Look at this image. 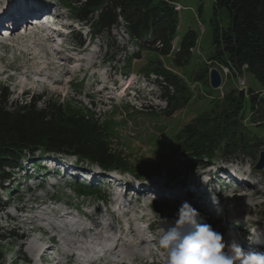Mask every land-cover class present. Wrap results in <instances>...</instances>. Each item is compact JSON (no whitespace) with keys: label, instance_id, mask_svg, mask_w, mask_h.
Segmentation results:
<instances>
[{"label":"rangeland","instance_id":"obj_1","mask_svg":"<svg viewBox=\"0 0 264 264\" xmlns=\"http://www.w3.org/2000/svg\"><path fill=\"white\" fill-rule=\"evenodd\" d=\"M9 1L14 0H0V9L5 8ZM19 1L31 2L32 0ZM39 1L52 5L60 18V24L71 34L57 38L58 43L62 42L61 45L51 43L55 51L48 43L42 45L35 42L31 45L29 40L22 39L23 35H13L4 41L0 45V90L3 89L4 93L6 91L9 93L10 101L23 103L28 102L32 97L44 96L46 101L54 102L62 107L59 115L66 120L86 116L96 121L98 127L107 134L110 153L125 159L131 165L130 168L137 166V171L146 178L154 175L155 167L162 166L164 169L165 166L171 172L169 177L171 180L176 178V182L181 181L179 176L186 175L187 169L182 166V163L176 162L182 160L183 155L177 153L174 157H170L168 153L170 150L175 152L176 148L173 150L169 145L176 147L178 138L181 141L186 138V135L182 133L184 125L194 123L195 127L200 126L196 123L198 118L212 120L207 122L210 124L207 125L209 129V126L213 125V119L224 109L226 96L242 90L237 79L231 77L227 81L224 80L219 90L209 86V72L212 69L219 70V67L223 66L218 62L219 60L216 61L213 58L217 49L213 42L214 27L226 28L227 13L224 10L215 12L214 0H172L178 13V25L170 53L163 56L152 49L139 50L137 44L124 33L121 25L99 36L97 29L94 30L89 24L78 23L74 20L76 18L71 11L67 13L62 6L66 1L78 7L80 3H84V0ZM57 7L62 8L57 9ZM189 30L194 31L197 37L195 45L189 49L190 59L182 63L180 58L182 64L175 63V55L179 52L181 40ZM91 32L93 34L95 32L98 36L95 35L97 38L93 36L94 41L91 40L86 48L87 33ZM78 38L84 42L82 48L77 46ZM157 48L162 49V46L157 43ZM69 57H74L80 62L74 60L68 64L66 61ZM129 78L136 82L133 84L136 89L130 91L128 95L125 93V96L121 98L120 86L123 83L121 80L125 81ZM244 78L247 87H260L251 74L247 73ZM38 105L42 107L41 103ZM248 111L247 104L246 115ZM245 121L248 119L246 118ZM255 121L264 123V118H255ZM247 124L248 127L245 129L250 133L245 134L244 140L250 147L246 149V154L240 161L237 159L224 163L227 167L243 169L246 167L245 161L255 162V158L264 152V124L259 126L257 123L254 126L251 122ZM219 153L221 152L217 154ZM45 158L46 156L42 157V159ZM57 163L52 164L58 166ZM83 167L86 168L85 165ZM93 169L96 170V168ZM12 174L11 177L18 180L24 174L30 173L16 171ZM160 175L163 176L165 173L162 172ZM250 175L252 178L248 177L247 183L224 188L222 195L225 198L221 201H226L229 207L228 215L231 212L235 214L233 218L228 216L227 224H233L232 228L234 225L236 227L238 224L234 222L238 219L242 228L250 232L254 230L251 239L256 240L257 243L256 235L260 234L264 237V171L250 173ZM42 176L38 180L28 182L26 189L22 186L14 190L16 192L12 193L13 196L8 194L10 200L7 210L12 221L5 218L7 212L1 209L0 228L6 233H13L14 236V238L0 241L1 264H58V261H61L60 264H78L79 261L74 257H69L65 261L55 253L58 251L66 255L62 249L59 250L65 243L59 240L61 234L57 232L58 230L50 232L49 223L52 218L49 217V213H41L39 210L41 204H46L48 209L63 208L66 205L71 210L77 209L78 212L86 214H91L94 208L101 205V202L107 205V208L110 207L111 191L99 188L94 190L93 194H84L85 192H81L71 180L58 181L57 186L51 187L47 179V182L42 180ZM77 178L79 180V176ZM236 188H241L238 194H234ZM0 196L4 198V192L0 193ZM53 200L57 203L54 206L48 203ZM140 202L138 200V203ZM50 213L55 214L53 211ZM136 214L144 215L143 211H136ZM100 215L103 217L102 212ZM170 215L172 211H169L168 207L159 208V212L152 214V217L148 216L149 220L154 218L155 231L145 232V225L137 223L130 211L125 218L128 219L134 233L131 234L129 229L124 232L118 245L119 250L112 254L115 256L112 259L116 262L111 264H165V255L153 245L159 237V225L162 219H168ZM113 217L117 222L116 227L119 228L115 230L111 226L108 227L110 230L114 229V235L118 237L120 230H126V224L122 225L119 222L120 219H124L123 216L120 217L114 213ZM96 218H99V215L91 219L94 221ZM39 219L41 222L45 221L44 224L39 225ZM91 219L88 220L91 221ZM33 222L37 223L36 227L39 225L38 227L49 231L47 236L33 233L31 230L33 227L30 225ZM225 224L226 222L221 221L216 226L215 224L211 226L220 232ZM74 226L77 228L76 225ZM75 230L77 232V229ZM141 231L145 234V240L142 239ZM106 233L104 231L103 235ZM71 234L66 235L73 241ZM49 239L52 242L58 240L59 242L57 245L54 243L49 245L51 243ZM259 240L264 242V238ZM31 242L41 245L37 254L30 252ZM131 242L139 243L138 245L145 243L146 250L140 252V248H132L125 251L126 245ZM48 246L51 247L50 251L40 256Z\"/></svg>","mask_w":264,"mask_h":264},{"label":"trees","instance_id":"obj_2","mask_svg":"<svg viewBox=\"0 0 264 264\" xmlns=\"http://www.w3.org/2000/svg\"><path fill=\"white\" fill-rule=\"evenodd\" d=\"M67 3L65 1L64 6L79 22L89 24L99 34L122 25L140 50L152 49L163 56L170 53L178 25V13L172 0H84L78 7ZM223 10L227 13L228 24L225 29L214 27L213 42L217 49L213 58L237 70L246 65L248 73L264 89V0H214V11ZM196 38L191 30L183 36L175 63L190 59L189 49L195 45ZM157 43L162 49L157 48ZM253 92L227 95L224 109L213 119L210 130L207 122L212 120L208 118H198V127L194 123L185 125L182 133L186 138L182 141L178 138L176 147L169 145L176 150L168 154L174 157L181 153L187 167H196L204 164V160L210 161L218 152L222 157L243 153L250 147L244 140L245 134L250 133L244 124L246 105L253 118H264V97L259 98ZM9 98V93L1 89L0 193L6 191L4 186L12 181L10 174L17 163L25 158L34 159L37 153L74 155L79 163L93 164L102 170L139 173L137 166L130 168L125 159L110 153L107 134L96 121L86 116L63 119L59 115L62 107L46 101L44 96L32 97L24 103ZM78 189L93 193L81 186ZM4 207L0 198V212ZM9 238H14L13 233L0 228V241Z\"/></svg>","mask_w":264,"mask_h":264},{"label":"clouds","instance_id":"obj_3","mask_svg":"<svg viewBox=\"0 0 264 264\" xmlns=\"http://www.w3.org/2000/svg\"><path fill=\"white\" fill-rule=\"evenodd\" d=\"M159 233L153 247L165 255V264H264V251L246 249L235 238L225 240L188 202L174 218L162 219Z\"/></svg>","mask_w":264,"mask_h":264},{"label":"bare ground","instance_id":"obj_4","mask_svg":"<svg viewBox=\"0 0 264 264\" xmlns=\"http://www.w3.org/2000/svg\"><path fill=\"white\" fill-rule=\"evenodd\" d=\"M22 3H24V1L22 2ZM30 3H33V1H31ZM33 7V4H30V5H27V6H25L26 8H29L28 9V11ZM24 7V8H25ZM19 10H21V9H19ZM6 13V12H5ZM4 13V14H5ZM11 36V35H10ZM45 39V37H41V38H39L38 40H40V41H44V39ZM53 39H51V41H49L50 43L52 42V43H55V41H52ZM47 41V40H46ZM33 43H35V42H33ZM46 44V43H45ZM42 45H43V43H42ZM226 71V73L228 72V70L227 69H225ZM140 194V193H139ZM117 202H119V201H121V198H118L117 200H116ZM37 203V202H36ZM111 204V203H110ZM38 205V204H37ZM52 212V210L51 209H49V212ZM235 213V212H234ZM116 214V213H115ZM54 215H57V213H55ZM114 215V214H113ZM59 215H57V217H58ZM229 216H230V218H233L234 216H235V214L233 215L232 214V212L231 213H229ZM60 218H62L61 216H59ZM98 217V216H97ZM34 219V218H33ZM100 218H97V221H93L92 223H91V228H89V229H86L85 227H83V226H78V224H77V228L78 229H80V232H82V234L83 233H85L84 234V236L85 237H87V238H90V239H98V240H100V244L101 243H103V244H107L106 243V241H111L112 242V245L111 246H109V247H107V249H106V255H112L113 253H117L116 251H117V249H118V245H119V243L121 242V237H122V235L124 234V230H120V234H119V236L118 237H116L115 235H114V229H111L110 230V228L108 227V225H101V227H99L98 228V225H100L101 223H100V220H99ZM135 221H137V218L136 219H134ZM92 221V220H91ZM120 222V221H119ZM129 222V221H128ZM235 223V222H234ZM65 226L67 225V226H70V224L69 223H65L64 224ZM121 225V224H120ZM58 226L57 225H55V226H53V228H54V230H56V228H57ZM75 227V226H74ZM236 227L237 228H239L238 227V225H236ZM76 228V229H77ZM233 228H235V225H234V227ZM36 229H38V228H36ZM58 229H59V227H58ZM57 229V230H58ZM32 230V229H31ZM139 230V229H138ZM104 231L105 232H107L105 235H103L104 234ZM129 232L132 234V233H134V229H132L131 228V225H130V227H129ZM108 234V235H107ZM141 234H143V240H145L144 239V236H145V234H144V232H142L141 231ZM138 235H139V232H138ZM252 238V237H251ZM250 238V242H253V244L257 247L259 244H262V243H264L263 241H261V240H259V238L258 237H256V239H257V243H256V240H253V239H251ZM254 238V237H253ZM63 241L64 243H65V246L67 247V250H63V248H62V251H63V253L64 254H67V253H72V252H75V251H77L78 250V247H76L75 245H72V243H76V242H74V241H72V240H70L69 239V236L68 235H61V237H60V241ZM142 241V240H141ZM147 242H151V241H148V240H146ZM156 241V240H155ZM259 242H261V243H259ZM32 243V242H31ZM54 244H56L57 245V242L55 243V242H53ZM259 243V244H258ZM139 243H133V242H131L130 244H128V245H126V247H125V251H129L130 249H132V248H135V249H139L140 248V252L143 250H146V247H147V245L145 244V243H143L142 245H138ZM40 248H41V245L40 244H34V243H32L31 244V246L29 247V250H30V252H32V253H38V251L40 250ZM51 247H49L48 246V248H46V250L44 251L43 250V252L40 254V256H44L45 254H47V252H49ZM119 250V249H118ZM134 250V249H133ZM123 254H124V252H123ZM131 254V253H130ZM133 254V253H132ZM135 255V254H134ZM151 255H152V253H151ZM114 256V255H113ZM74 257V256H73ZM118 258H120V256H118ZM43 259V258H42ZM79 262H82V257H77L76 258ZM58 264H60L61 263V261H58L57 262Z\"/></svg>","mask_w":264,"mask_h":264},{"label":"water","instance_id":"obj_5","mask_svg":"<svg viewBox=\"0 0 264 264\" xmlns=\"http://www.w3.org/2000/svg\"><path fill=\"white\" fill-rule=\"evenodd\" d=\"M220 83H221V79H220L219 73L214 69L211 70L209 73V84L211 88L217 89L220 86ZM263 165H264V153L261 154V159H260L257 169H261Z\"/></svg>","mask_w":264,"mask_h":264}]
</instances>
